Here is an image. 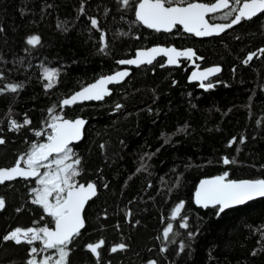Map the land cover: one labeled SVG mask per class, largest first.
<instances>
[{
	"label": "trees",
	"instance_id": "16d2710c",
	"mask_svg": "<svg viewBox=\"0 0 264 264\" xmlns=\"http://www.w3.org/2000/svg\"><path fill=\"white\" fill-rule=\"evenodd\" d=\"M195 1L214 2L182 5ZM136 8L137 0L127 8L120 0H0V168L24 164L19 157L47 143L54 116H82L85 136L70 146L73 160L81 161L75 179L94 182L98 193L85 209V228L68 246V264H264V197L223 213L195 202L203 178L227 172L229 180L264 179V13L220 36L197 38L179 26L170 33L149 29L137 21ZM235 15L229 8L209 20L230 22ZM33 35L39 44H27ZM155 45L193 48L200 67L220 65L222 72L204 82L214 87L189 81V60L175 67L161 57L132 68L104 101L62 105L121 69L119 60ZM45 69L57 72L52 88H46ZM9 85L20 87L11 92ZM25 119L31 123L12 130V120ZM224 157L234 163L223 164ZM39 187L38 178L0 185V264H27L32 247L43 249L40 240L17 245L2 239L17 227H54L32 203ZM180 202L186 229L171 216ZM169 223L173 233L165 240ZM101 239L97 260L86 245ZM121 243L124 250L111 252Z\"/></svg>",
	"mask_w": 264,
	"mask_h": 264
},
{
	"label": "snow or ice",
	"instance_id": "6c2138e0",
	"mask_svg": "<svg viewBox=\"0 0 264 264\" xmlns=\"http://www.w3.org/2000/svg\"><path fill=\"white\" fill-rule=\"evenodd\" d=\"M234 2L238 7H232L230 0H214L212 3H187L186 6H181L184 0H137L135 16L137 21L157 32H171L179 25L185 32L193 33L198 37H208L220 34L233 25L240 24L242 20H250L258 14L264 13V0H234ZM120 3L126 8L130 6V0H120ZM229 8L238 14L227 24L213 25L205 18L210 13L214 14ZM81 11H83V7ZM230 14H225L223 19H228ZM91 24L96 27L98 21L92 18ZM39 43V36L33 35L27 39L29 45ZM260 51L264 54V49ZM159 55L167 57L169 65H176L180 58L191 60L196 53L192 49L182 51L175 47H153L148 50H140L136 53L135 58L122 59L118 63L136 66L152 64ZM254 55L255 53L248 55L244 63L247 64L251 61ZM220 71L219 67L209 68L206 71H194L191 79L201 81L200 87L210 89L214 85L212 83L205 85L203 81ZM128 75V71H118L113 75L103 77L69 98L63 99L62 105L70 106L82 101L103 100L105 96L111 94L107 85L121 82ZM44 76L48 81L46 88H52L57 72L45 69ZM19 87V85H9L8 90L16 92ZM117 107L120 106L117 105ZM30 123L31 121L27 119L23 124L12 120L11 128L12 130H19ZM85 123L86 121L83 119L67 120L60 115L54 116L50 124L52 132L47 136L48 142L33 145L32 151L26 159L23 156L19 157V161L26 164V167H21V163L17 162L11 168H0V184L18 177L38 178L41 187L33 189L35 198L32 203L41 206L44 213L54 221V229L50 227H29L26 229L17 227L2 237L3 240L13 241L17 245L21 243L31 245L37 240L43 242V249L38 250L36 247L30 249L32 258L27 261V264H68L67 258L70 254L68 246L75 237L81 234V229L85 227L84 208L88 201L96 196L97 189L95 183L89 182L85 185L76 181L75 178L80 175L77 166L81 161L79 158L73 160L75 153L70 147L72 142L82 138ZM36 135L39 136L42 133L37 132ZM4 143L5 140L0 138V145ZM231 143H235V140L231 141L229 146ZM54 154L55 158L50 160ZM70 160L73 162L68 163ZM45 161L49 162L45 163ZM230 163H234V161L228 157L223 158V164L228 165ZM53 164L56 166L55 168H53ZM42 167L46 168L47 172L42 174L40 172ZM257 197H264V179L229 180L228 173L225 172L214 179L202 180L199 190L195 194V202L204 208L219 206L218 212L223 213L226 209L245 204ZM4 208L5 200L0 197V210ZM182 209H184V203L180 202L172 211L171 216L173 220L179 217L182 220L179 227L186 229L188 223L186 218L181 217ZM171 233H173V225L169 223L163 231V238L168 240ZM192 235L194 233L190 232L189 236ZM104 244L105 241L101 239L96 243L87 244L86 249L99 260V250ZM125 247L126 245L121 243L112 247L111 252L122 251ZM48 249H55L59 258L53 260V257L48 255L38 260L37 256L40 252ZM180 251H184L183 244L180 245ZM150 264H156V262L152 261Z\"/></svg>",
	"mask_w": 264,
	"mask_h": 264
},
{
	"label": "water",
	"instance_id": "95a60500",
	"mask_svg": "<svg viewBox=\"0 0 264 264\" xmlns=\"http://www.w3.org/2000/svg\"><path fill=\"white\" fill-rule=\"evenodd\" d=\"M230 2H231V0H230ZM192 3H205V2H201V1H195V2H192ZM231 4H232V2H231ZM187 4H184V5H181V6H186ZM173 6H175V5H173ZM224 10H226V9H223V10H221V11H219V12H217V13H220V12H222V11H224ZM214 14H216V13H214ZM214 14H212V13H210V14H208L205 18L209 21V23L210 24H213V25H215V24H227V23H229V22H223V21H217V22H211L210 20H209V17L210 16H212V15H214ZM237 14H238V12H237ZM258 15H260V14H258ZM257 15V16H258ZM256 17V16H255ZM254 18V17H253ZM236 25H238V24H236ZM236 25H233V27L234 26H236ZM145 26V25H144ZM179 26V25H178ZM145 27H147V26H145ZM179 27H181L182 28V26H179ZM233 27H231V28H233ZM148 28V27H147ZM150 29V28H149ZM175 29V28H174ZM173 29V30H174ZM183 29V28H182ZM230 29V28H229ZM229 29H226L224 32H222V33H220V34H214V35H212V36H208V37H198V36H196L197 38H209V37H215V36H220V35H222V34H224L225 32H227ZM152 30H154V29H152ZM172 30V31H173ZM171 31V32H172ZM184 31V30H183ZM160 32H164V31H160ZM185 32V31H184ZM166 33H170V32H166ZM186 33H188V32H186ZM188 34H192V35H194L193 33H188ZM195 36V35H194ZM153 47H165V48H168V47H175L177 50H187V49H192L194 52H195V50L193 49V48H185V49H180V48H178V47H176L175 45H171V46H168V45H155V46H152V47H150V48H146V49H140V50H148V49H151V48H153ZM140 50H138V51H140ZM137 51V52H138ZM136 56V55H135ZM135 56H133L132 58H129V59H133V58H135ZM196 56L197 55H195L191 60H189V59H186V58H180L179 59V62H178V64H176V65H169L168 63H167V57H165V56H163V55H159V56H157L154 60H153V62L152 63H154L157 59H159V58H161V57H164L165 58V60H166V65H168V66H175V67H179V66H181L182 65V60H189L190 61V66H192L193 67V70L191 71V73H190V75H189V81L190 82H198V83H201V81H196V80H192L191 79V75H192V73L194 72V71H206L207 69H209V68H215V67H219L220 69H221V71L220 72H218V73H216V74H214V75H212V76H210L209 78H208V80H210V79H212V78H214V77H216V76H218L221 72H222V67L220 66V65H211V66H207V67H200L199 65H198V63H197V61H196ZM142 65H146V64H142ZM142 65H140V66H142ZM122 66V68L121 69H119L118 71H128L129 72V75L127 76V77H125L121 82H118V83H113V84H109V85H107V87H108V89H109V91H110V93L112 94V92H113V86H117V85H120V84H122V83H124L126 80H127V78L130 76V74H131V72H132V68H137V67H139V66H136V65H121ZM118 71H116V72H118ZM116 72H114V73H111V74H108V75H104V76H102V77H100L99 79H101V78H103V77H106V76H109V75H113V74H115ZM99 79H97L96 81H98ZM208 80H205V81H203V83L204 82H206V81H208ZM96 81H94V82H92V83H90V84H88V85H86L85 87H87V86H89V85H91V84H93V83H95ZM85 87H83V88H85ZM83 88H81V89H79L78 91H81ZM78 91H76V92H78ZM76 92H74V93H76ZM73 93V94H74ZM72 94V95H73ZM110 94V95H111ZM110 95H107V96H105L104 97V99L103 100H91V101H82V102H77L76 104H81V103H86V102H100V101H104L107 97H109ZM71 96V95H70ZM69 96V97H70ZM69 97H67V98H69ZM66 99V98H65ZM75 105V104H74ZM70 106H72V105H70ZM64 107H67V106H64ZM64 119H67V120H75V119H83V120H85L86 121V123H85V125H84V127H83V130H82V138L79 140V141H74V142H72L71 144H70V146L71 145H74V144H77V143H79L81 140H83V138H84V136H85V129H86V126H87V119H85L84 117H82V116H78V117H75V118H64ZM54 156H55V154H54ZM53 156V157H54ZM46 162V161H45ZM21 163V162H20ZM13 166H15V165H13ZM13 166H10V167H2V168H11V167H13ZM21 167H26V165H24V164H22L21 163ZM40 172L42 173V171H41V169H40ZM217 176H220V175H217ZM217 176H212V177H206V178H203L202 180H205V179H214L215 177H217ZM16 179H25V178H20V177H18V178H16ZM16 179H14V180H16ZM27 179H33V180H35V179H37V178H27ZM201 180V181H202ZM240 180H256V179H239V180H236V181H240ZM11 181H13V180H11ZM200 181V182H201ZM6 182H9V181H6ZM5 182V183H6ZM200 182L198 183V186H197V188H196V192L199 190V186H200ZM91 183H94V182H91ZM0 185H2V184H0ZM86 185V184H85ZM96 185V184H95ZM96 189H97V193H98V188H97V185H96ZM196 192H195V194H196ZM97 195V194H96ZM96 197V196H95ZM94 198V197H93ZM92 198V199H93ZM259 198H262V197H257V198H255V199H253V200H251V201H254V200H256V199H259ZM91 199V200H92ZM91 200H89L88 201V203L91 201ZM251 201H248V202H246L245 204H247V203H249V202H251ZM88 203L85 205V208H84V212H83V216H84V218H85V209H86V207H87V205H88ZM245 204H242V205H245ZM242 205H236V206H233V207H238V206H242ZM197 206H199V207H202V206H200V205H198L197 204ZM209 207H212V206H209ZM216 207H218V206H216ZM85 226H86V220H85ZM54 227H55V225H54ZM54 227H53V229H54ZM51 228V227H50ZM85 228V227H84ZM83 228V229H84ZM83 229H81V231L83 230Z\"/></svg>",
	"mask_w": 264,
	"mask_h": 264
},
{
	"label": "rangeland",
	"instance_id": "374dc122",
	"mask_svg": "<svg viewBox=\"0 0 264 264\" xmlns=\"http://www.w3.org/2000/svg\"><path fill=\"white\" fill-rule=\"evenodd\" d=\"M46 172H47V171H46ZM48 255H51V256L53 257V260L59 258L58 253H57V251H56L55 249L51 250V252H47V251L45 250V251H42V253H41V256H42V257H44V256H48ZM38 256H39V255H38ZM38 256H37V259L40 260Z\"/></svg>",
	"mask_w": 264,
	"mask_h": 264
},
{
	"label": "bare ground",
	"instance_id": "6f19581e",
	"mask_svg": "<svg viewBox=\"0 0 264 264\" xmlns=\"http://www.w3.org/2000/svg\"><path fill=\"white\" fill-rule=\"evenodd\" d=\"M144 49H146V48H144ZM196 53V52H195ZM197 57V56H196Z\"/></svg>",
	"mask_w": 264,
	"mask_h": 264
}]
</instances>
